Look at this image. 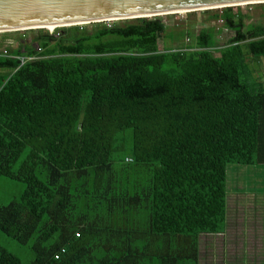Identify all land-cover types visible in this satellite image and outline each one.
<instances>
[{"label": "trees", "instance_id": "1", "mask_svg": "<svg viewBox=\"0 0 264 264\" xmlns=\"http://www.w3.org/2000/svg\"><path fill=\"white\" fill-rule=\"evenodd\" d=\"M205 12L234 33L224 46L207 28L161 52L152 17L31 30L0 53V177L24 185L0 233L28 264H198V237L223 232L227 165L264 164V84L248 69L264 25ZM0 264L20 260L0 246Z\"/></svg>", "mask_w": 264, "mask_h": 264}, {"label": "water", "instance_id": "2", "mask_svg": "<svg viewBox=\"0 0 264 264\" xmlns=\"http://www.w3.org/2000/svg\"><path fill=\"white\" fill-rule=\"evenodd\" d=\"M252 4H264V0H0V33L44 29L33 27L47 25L78 26Z\"/></svg>", "mask_w": 264, "mask_h": 264}, {"label": "rangeland", "instance_id": "3", "mask_svg": "<svg viewBox=\"0 0 264 264\" xmlns=\"http://www.w3.org/2000/svg\"><path fill=\"white\" fill-rule=\"evenodd\" d=\"M240 12L244 16V22L246 25L251 24H262L264 25V11L261 6L258 4L240 6ZM217 9L215 11H219ZM212 13H207L204 10L192 11L182 14H171L160 16L165 30L161 34L158 40V49L159 51L167 50H185L187 48H194L196 44V38L198 33L202 29L212 28L215 32V39L218 42L219 46H224L227 42L234 36V33L227 30L220 20H213L211 18ZM128 20L115 21L117 24L127 22ZM80 26V25H79ZM90 28V25H87ZM69 27V26H68ZM92 29V28H90ZM31 30H41V29H24V30H15L7 31L0 33V48L4 49L5 47H10L12 49H17L22 40L29 41L33 34ZM52 34L54 30L43 29ZM41 34H45L42 32ZM190 46V47H189ZM215 56H219L218 53H214ZM249 64V73H251V78L255 81H260L264 84V63L260 61L259 63L250 61ZM28 148H25L20 154L15 168L18 164L25 158L27 155ZM115 166L119 168L120 162L116 155ZM238 169L239 170H250L257 171L259 175H262L264 179V164L263 165H236L229 164L227 165L226 170V183L228 180L232 179L231 172ZM148 172H140L143 177V182L148 180L146 176ZM248 179V178H241ZM257 179V178H256ZM260 180V178H258ZM24 191V185L15 180H11L5 177H0V206L6 205L11 201L18 200L22 192ZM207 239H211V236H206ZM0 246L4 247L7 251L17 256L20 260V264H28L33 255L28 247L21 246L15 241L0 233ZM203 255V254H201ZM207 260H201L200 264H211L208 257ZM186 264H192L191 262Z\"/></svg>", "mask_w": 264, "mask_h": 264}, {"label": "crops", "instance_id": "4", "mask_svg": "<svg viewBox=\"0 0 264 264\" xmlns=\"http://www.w3.org/2000/svg\"><path fill=\"white\" fill-rule=\"evenodd\" d=\"M231 174L224 230L198 237V264L205 256L211 264H264V179L257 171L236 169Z\"/></svg>", "mask_w": 264, "mask_h": 264}, {"label": "bare ground", "instance_id": "5", "mask_svg": "<svg viewBox=\"0 0 264 264\" xmlns=\"http://www.w3.org/2000/svg\"><path fill=\"white\" fill-rule=\"evenodd\" d=\"M245 6V5H243ZM203 10V9H201ZM192 11H195V10H189V11H181V12H178V13H172V14H182V13H187V12H192ZM164 15H171V14H163V15H160V16H164ZM116 20H113L112 22H115ZM75 24H79V23H75ZM61 26H72V25H47V26H44V27H33V28H44V29H48L49 30H54L56 29L57 27H61ZM19 30H24V29H19Z\"/></svg>", "mask_w": 264, "mask_h": 264}, {"label": "built area", "instance_id": "6", "mask_svg": "<svg viewBox=\"0 0 264 264\" xmlns=\"http://www.w3.org/2000/svg\"><path fill=\"white\" fill-rule=\"evenodd\" d=\"M0 53L2 55H6V52L3 49H1V48H0ZM33 60L34 59L29 58L27 61H33ZM24 63H26V61L24 59H21V65H23ZM62 253H63V250H62ZM55 258L57 259L58 258V255H56Z\"/></svg>", "mask_w": 264, "mask_h": 264}]
</instances>
